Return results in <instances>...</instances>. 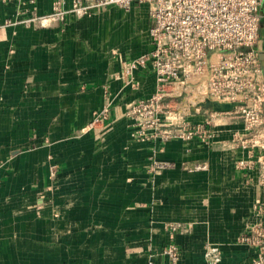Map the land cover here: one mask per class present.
I'll return each mask as SVG.
<instances>
[{
    "label": "crops",
    "instance_id": "crops-1",
    "mask_svg": "<svg viewBox=\"0 0 264 264\" xmlns=\"http://www.w3.org/2000/svg\"><path fill=\"white\" fill-rule=\"evenodd\" d=\"M52 2L0 3V264H169L171 243L176 264H202L206 245L219 249L218 264H249L236 238L264 186L259 163L235 167L246 159L230 145L242 124L218 121L209 147L134 141L122 113L156 82L136 70L129 83L122 64L151 48L146 6L55 23L45 18ZM254 48L264 77V0ZM106 96L108 130L96 139L86 126ZM155 160L173 166L152 177Z\"/></svg>",
    "mask_w": 264,
    "mask_h": 264
},
{
    "label": "built area",
    "instance_id": "built-area-1",
    "mask_svg": "<svg viewBox=\"0 0 264 264\" xmlns=\"http://www.w3.org/2000/svg\"><path fill=\"white\" fill-rule=\"evenodd\" d=\"M20 0H0L16 3ZM263 0H53L45 17L63 23L66 15L92 18L110 7L130 12L133 4L145 5L149 19L150 50L123 65L122 77L129 83L136 70L153 73L154 93L129 103L122 117L129 120L131 139L153 142L156 147L178 139H198L209 147L221 119L242 124V135L230 140L231 148L239 146L246 159L236 161L238 169L261 165L260 184L264 186V163L255 151L264 152V77L255 45L260 28ZM182 100L176 108L175 99ZM233 105L226 112L200 107L205 102ZM175 103V104H174ZM111 100L106 96L94 113L86 131L102 138L108 130L106 121ZM192 115H205L203 123H193ZM172 163L153 161L152 177L172 168ZM195 164L194 171L205 170ZM54 174V167L50 171ZM171 233L186 232L178 224H168ZM247 248L249 264H264V202L252 205L249 221L236 238ZM169 264L180 259V249L168 244L162 251ZM217 247L206 245L202 264H218ZM147 264H151L148 261Z\"/></svg>",
    "mask_w": 264,
    "mask_h": 264
},
{
    "label": "water",
    "instance_id": "water-1",
    "mask_svg": "<svg viewBox=\"0 0 264 264\" xmlns=\"http://www.w3.org/2000/svg\"><path fill=\"white\" fill-rule=\"evenodd\" d=\"M200 107L203 109H212L215 112H226L232 110L234 106L229 104H218L207 101L201 104Z\"/></svg>",
    "mask_w": 264,
    "mask_h": 264
},
{
    "label": "rangeland",
    "instance_id": "rangeland-1",
    "mask_svg": "<svg viewBox=\"0 0 264 264\" xmlns=\"http://www.w3.org/2000/svg\"><path fill=\"white\" fill-rule=\"evenodd\" d=\"M128 23L130 24V21H129V20H128ZM131 32H132L131 30L128 32V36L130 35ZM132 33H133V32H132Z\"/></svg>",
    "mask_w": 264,
    "mask_h": 264
}]
</instances>
